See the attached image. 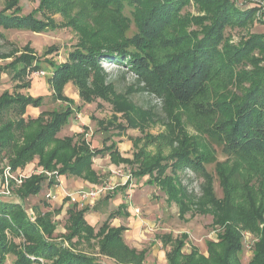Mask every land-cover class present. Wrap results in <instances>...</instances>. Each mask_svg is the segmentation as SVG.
Here are the masks:
<instances>
[{"label":"trees","instance_id":"1","mask_svg":"<svg viewBox=\"0 0 264 264\" xmlns=\"http://www.w3.org/2000/svg\"><path fill=\"white\" fill-rule=\"evenodd\" d=\"M59 1L40 0L39 9L26 14L21 13V5L10 10L19 0L7 2L0 10V27L38 33L52 30L36 14L42 15L47 2L66 10L68 3ZM86 2L88 28L96 11L112 13L111 22L94 29L96 35L87 28L86 34L78 29L82 37L68 52V62L47 60L52 66L51 97L63 104L61 109L42 112L34 119L24 118L27 105L40 106L43 98L4 91L0 119L11 111L17 119L0 125V154L7 157L14 171L37 156L39 166L47 171L82 175L91 182L100 180L92 168L93 157L109 154L114 163L127 164L135 179L145 177L150 170L140 165L142 152L133 153L131 158L121 156L112 135L102 140V148L93 149L86 140V128L72 136L57 135L82 107L66 95L64 86L68 82L78 87L83 103L101 98L116 105L113 112L127 117V125L116 127L134 123V117L127 114L132 107L116 102L117 94L110 84L101 83L99 74L100 58L124 64L165 102L168 117L164 124L169 133L163 141L175 146L171 154L155 162L160 174L171 169L170 174L160 175V185L168 198L179 204L180 215L194 208L192 213L212 216L215 237L206 241L207 256L196 249L183 250L186 232L174 241L170 233L157 235L167 264H241L243 230L257 235L247 264H264V30L249 31L234 43L227 35L228 30H248L254 22L264 25V16L257 17L261 6L257 7L256 0L242 5L238 0ZM192 2L198 14L186 10ZM127 6L132 17L124 13ZM70 22L78 25L76 17ZM23 48L0 52L1 60L11 58L0 65V81L7 70H12V77L17 79L27 71L38 70L39 62H45L46 54L56 49L50 46L38 55L28 45ZM173 110L175 115L171 117L169 112ZM188 119L197 134L185 129ZM174 166L198 175L199 193L181 186ZM215 178L221 196L213 186ZM47 179L37 171L31 173L18 186L10 182L18 201L12 197L14 193L0 198V264H146L148 249L129 247L124 241V227L111 224L115 212L93 226L84 217L86 208L79 209L77 203L70 202L64 230L59 231L53 219L57 209L42 211L34 204L30 206L35 213L32 220L25 201L35 196ZM55 181L52 175L49 185Z\"/></svg>","mask_w":264,"mask_h":264},{"label":"rangeland","instance_id":"2","mask_svg":"<svg viewBox=\"0 0 264 264\" xmlns=\"http://www.w3.org/2000/svg\"><path fill=\"white\" fill-rule=\"evenodd\" d=\"M10 1L12 0H0V10L7 5V2L10 3ZM16 1L18 2V0H15V2ZM39 1L40 0H19V2L12 6L10 10L19 9L21 5L22 14L30 13L35 9H39ZM70 1L71 0H67L66 2H63V0L59 1L60 3H68L66 4V10H62L61 8H59L60 6L57 7L55 5H49V3L47 2L42 15L40 16L39 13H37L38 15L36 14L37 17L47 21L49 27H52V30H46L45 32L38 33L19 29H4L0 27V52H17L24 49L23 47L25 45H28L30 48H34L35 52L38 55H41L44 51L50 48V46H52L53 48L56 47V49L51 52L49 51V53L46 54V56L44 57V59H46L45 62H47V60L53 61L57 64L68 62V52L75 47L74 45L78 43V39L80 40L82 37L80 34L81 32H79L78 29L83 30V32L85 33L84 30L87 28L91 33H94L93 35H96L97 32L93 30L98 27L101 28L103 26H107L112 19V17L110 16L112 13L108 14L107 12L100 13L96 11L93 19L89 21V25L91 28H88V2H86V0H77L73 3ZM257 1L262 2L261 4H256L258 8H260L261 6L260 9L262 12L257 16L259 18L264 16V0ZM242 3L247 4L250 2L249 0H238V5H242ZM191 4L192 5L187 7L186 10L188 12L190 11L192 14H198L194 3L192 2ZM124 13L125 15L132 17L130 15V8L128 6L125 8ZM75 17L78 20V25H74V22L69 23V21L73 20ZM254 23L255 26L249 28L248 30H228L227 35H230V41H232L233 43L239 42L238 40L240 39V37L248 34L249 31L262 32L264 30L263 23ZM132 29L133 27L131 28V30ZM131 33L132 31L130 32V35ZM86 38H88V36H86ZM93 39L94 41H96V38L93 37ZM9 60L10 59L3 61L1 60L0 64H3ZM100 60L99 74H101L102 78L101 83L111 85V88L118 96L117 98H115L116 102L120 103V101H123L122 103H124V106L132 107L131 109H126L129 111L127 114L131 117H134V123H131L129 126H126L124 128L116 127L118 124L127 125V117H125L123 113L113 112V109L116 108V105H114L111 101L108 102L107 100L105 101L101 98H95L94 100H91V102L83 103L80 99L78 87L74 86V84H72L71 82H68V97L74 100L73 104H81L82 107L80 110L84 115L82 114L77 118L76 115L74 117L71 116L73 120L71 117H69L68 123H66L58 133L59 136L62 137L65 134H72L70 129L74 124L77 123L76 121H79L80 123L82 121L84 122V124H80V129H82L83 125L86 126L87 133H89L86 136V139L90 144L98 143L100 145L104 138H107L108 135H112L114 142L113 144L118 148L121 156H124V154L127 152V157L131 158L133 156V153L142 152L141 157H139L140 165L144 167L146 165L147 168L149 167L148 170L151 171H149V173L145 177H143V179L149 181L150 185L146 184L143 188H141V186H135L134 189L136 191L138 190V193H140V201L144 205L149 206L147 200L150 201L152 211L151 214H154V218L151 216L153 219L151 228L147 229V227L145 226L141 229V231L144 232V236H141L139 241H137L136 243L138 245L140 243L142 247H150L148 244L149 242H152V244L155 243V249H161V242L159 239H157V235L170 233L172 234V240L174 241L177 236H180L182 234V232H186L187 239L183 250L191 251V249H196L207 256L208 253L206 241L211 240V238L215 237L214 227L211 226L212 216L199 214L197 212L192 213L191 211L195 210L194 208L180 215L179 204L168 198L166 189L163 188L159 183L160 175L170 174L171 169L167 168L164 174H160V172L155 168V166L157 165L155 164V162L157 158H165V156L171 154L175 146L163 141L165 133H169V130L164 124L168 117L167 110L164 106L165 102L162 101L158 94L151 90V87L148 88L139 76L128 70L124 64L117 63L115 61H108L106 59L102 60V58H100ZM48 70L49 71H46L43 77H50V75H52L51 68ZM7 82H9L8 77L4 75V83L0 86V93L1 90L6 87L5 84H7ZM70 84H72V86H70ZM42 91L45 90L42 89ZM46 105V109H61L63 106V104L51 97H48L46 99ZM43 109L45 110V107H30L28 109V113L30 114L29 116H33L34 113H39ZM141 112L143 114H141ZM179 112H181L180 115H182V110H179ZM173 115H175V110L169 112V116L172 117ZM6 117L7 115H5L3 119L5 120ZM181 121V125H183L184 121L180 120V122ZM99 122L101 125L99 124ZM187 122L189 124H185V129H187L188 133L197 134V129L195 127H192V123L189 119ZM103 125L105 126L106 130H103V128L101 127ZM3 158L4 156L0 154V160H2ZM114 165H116L117 167L114 166L113 171L111 172L115 175H118V168H122L127 164L120 162L115 163ZM103 166L106 167L107 164H104ZM30 168H32V166L27 167V170H29ZM174 168L178 173L175 178L178 177L179 180H181L182 187H185L188 191L193 190V193L200 192L199 185L201 179L198 177V175H196V173H193L188 168L184 169L183 167H181L180 169H178L176 166H174ZM108 171L109 174H112L110 172V169H108ZM109 178L110 177L108 176L106 179H102L101 182H108V180H111ZM143 179H140V181H142ZM213 186L215 187L216 194L218 196H221V188L218 185V180L216 178L214 179ZM15 188L17 187H14V189ZM115 188L118 187L116 186ZM129 193H131V191H129ZM47 194L48 186L46 185V182H43L40 191L36 193V195L34 196L35 198H33L35 200L40 199V202H43L48 199L46 196ZM14 196L15 195L13 194L12 197ZM105 197L108 198L107 196ZM40 202L37 201L33 204L26 203L28 207L27 212L29 217H31L29 207L34 204L39 205ZM144 205H138L141 207L140 211L142 212V214H148L146 212L147 206L145 207ZM63 219H65V217H63ZM61 225L63 226L64 224L62 223ZM60 228L61 226H59V231H61ZM242 236L244 243L243 253L246 258H244L243 254H240L239 258L241 264H247V262L249 261L248 256H250L251 246L257 240V235L251 233L249 230H243ZM102 259L110 261L104 256Z\"/></svg>","mask_w":264,"mask_h":264},{"label":"crops","instance_id":"3","mask_svg":"<svg viewBox=\"0 0 264 264\" xmlns=\"http://www.w3.org/2000/svg\"><path fill=\"white\" fill-rule=\"evenodd\" d=\"M7 59H11V58L9 57V58H6L5 60H7ZM0 61H1V59H0ZM6 62H8V61H6ZM0 65H3V64H0ZM39 65H40V68L38 70H43L45 73H46V71H49L48 69H50V68L52 70V66L49 62L40 61ZM4 75L6 77H8L9 82H7V84H5L6 87H4V89L1 90L0 97L2 96L4 91H8L11 95H14L15 93L20 92V93H23V94L30 96L32 98L33 97L34 98L39 97V96L43 98L42 104L40 106L39 105L38 106L27 105L25 112L22 115L24 118L34 119V118L38 117L42 112H47L48 110L54 109V108L46 109V107H47L46 99L48 97H51V92H52L50 84H49V78L51 77V75H50V77L49 76L43 77L40 75L29 73L27 71L26 74L24 76H22L23 78L18 77V79H17L15 77H12L13 76L12 70H7V72H3V74H1L2 79L0 81V86L3 85V83H4ZM45 82L47 85L45 84ZM46 86H47V88H46ZM70 86H72V84H70ZM48 87H49V90H48ZM42 89H44L45 91H42ZM68 89H69V85H68V83H66L64 86V90H65V93L67 96H69L68 95V92H69ZM30 107L31 108H33V107L34 108L45 107V110L43 109L39 113L36 112V113H34L33 116H29L30 114L28 113V109ZM82 114H83V112L81 110H77V112L74 115H72V117H74L76 115V118H77V117H80ZM5 115H7V117L4 120L3 118L5 117ZM16 119H17V117L12 111L11 112H5L1 115L0 125L5 123L7 120L15 121ZM72 120H73V118H72ZM76 122L77 123L74 124L73 127L70 129L72 134H65L64 136H67V135L72 136L74 134H77L80 131L82 132L84 130V128H86V126L83 125L82 129H80V124L81 123L84 124V122H82V121H81V123L79 121H76ZM58 133H57V135L59 138L64 137V136L60 137ZM88 134L89 133H87V128H86V136ZM89 146L92 149L93 148H102L101 147L102 142L100 145L98 143H93V144L89 143ZM126 153L124 154V156L127 157L128 154H126ZM92 161H93L92 168L95 170V173L98 176V178L100 180H102V179H106L109 176L110 177L109 179H111V182H115V184H117L118 188H115L113 191H109L105 195L108 198H106L105 196H101V197H96L94 199L80 201L79 203H77L79 209L80 208H86V212L84 215L85 219L91 225L95 226L96 224L97 225L101 224L104 220H106V218L108 217V215L111 212H115L113 218H111L112 219L111 224L114 226L124 227V230L122 233H123L124 241L126 242V244L131 248H135L136 250L147 248L148 254H147L146 259H145L146 264H149V263L150 264H167V260H165V250L163 249V247L161 249H159V248L155 249L154 248L155 243L152 244V242H149V244H148L150 247H148V246L142 247L140 245V243H139V245L136 243L137 241H139L141 236H144V232H142L141 229L145 226L147 227V229H149L152 227V223H153L152 217L154 216V214L153 215L151 214L152 211H151L150 201L147 200V203L149 206L144 205L140 201V193H138V190L136 191L134 189L135 186H141V188H143L146 184H148L146 182V180L143 178H142L143 179L142 181H140V179H135L133 177V175L131 174V170H130L129 166H127V165H125L122 168L119 167L121 169L118 168V171H117V172H119L118 175L113 174L111 171H113V167L116 165H114L115 163L113 161H111L109 154L96 155L93 157ZM25 164L26 165L24 167H21V168L14 171L12 169L11 164H9L7 157H4L2 160H0V170H1L0 180L1 181L3 180V179H1V175L7 168H10V170L13 173L19 172V171L24 172L26 174L25 178L28 177L29 175H31V173H34L35 169L42 168L41 166H39L37 156H35V158L26 162ZM104 164L105 165L107 164V166L104 167L103 166ZM29 166H32V168L27 170V167H29ZM108 169H110V172L112 174H109ZM51 171L57 173L56 170H51ZM13 173H11V174H13ZM105 174H109V175H105ZM57 177L59 179L60 185H58L56 187L53 186V183L49 185V179L44 181V182H46V185L48 186V191L54 192V194H55L54 198H51V199L48 198L47 200L40 202V199L35 200L34 196H30L26 199L25 202L31 203V204H33L37 201L40 202L38 207H40V209L42 211H51L52 209H55V210L57 209L56 211H54V218L53 219L57 220L56 221L58 223L57 229L59 230V226H61L60 230L62 231V230H64V228L61 224L62 223L64 224V222H65L63 217L66 218L67 208L70 205V201L68 199V193L75 192V190L80 189L81 187H84V188L93 187L100 180L98 182H91V181L87 180L82 175L75 176V175H70L68 173H65V174H58L57 173ZM10 182L14 183L13 180H10L9 183ZM124 182H125V184H123ZM14 185L17 186L16 183H14ZM44 188H45V186H44ZM9 189H10V193H14V195H15L14 198L18 201L19 198L17 197V194L15 192H13V188L11 190V188L9 187ZM129 191H131V197H130L131 199L127 200V194L129 193ZM103 197H105V198H103ZM138 205H144L145 207L147 206L146 212L150 215H148L146 213L142 214V212L140 211L141 207ZM29 209L31 212L30 218L33 220L35 218V213H34L32 207H29ZM137 209H139L138 212H136ZM150 261H152V262H150Z\"/></svg>","mask_w":264,"mask_h":264},{"label":"built area","instance_id":"4","mask_svg":"<svg viewBox=\"0 0 264 264\" xmlns=\"http://www.w3.org/2000/svg\"><path fill=\"white\" fill-rule=\"evenodd\" d=\"M257 2L259 4L262 3L260 1H257ZM32 73L36 74V75H40V76L45 75V72L43 70H36V71H33ZM36 171L44 174L46 177H48L49 180H50L51 176L53 175L54 177H56V181L53 183V186L56 187V186L60 185L56 172H53V171L49 172V171H46L42 168L35 169L34 172H36ZM11 173H13V172L10 170V168H7L1 175V179H3V180L2 181L0 180V198L2 196H7V195L11 196L12 195V193H10V189H9V187H10L9 181L10 180H13L14 183H16L18 186L21 184V182L25 179V176H26V174L22 171L15 172L13 174H11ZM123 184H125V182ZM116 186H117V184L111 182V180H108V182L103 181V182L97 183L93 187H89V188L81 187L80 189L75 190V192L68 193V199L70 202H73V203H79L80 201L94 199L96 197L105 196L109 191H113ZM46 196H47V198L51 199V198L55 197V194L52 191H48V194ZM130 197H131V193H128L127 199H130ZM138 210L139 209H137L136 212H138Z\"/></svg>","mask_w":264,"mask_h":264}]
</instances>
